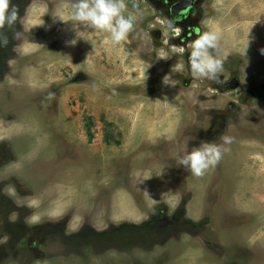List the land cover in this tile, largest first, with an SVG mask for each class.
I'll list each match as a JSON object with an SVG mask.
<instances>
[{"label":"rangeland","instance_id":"rangeland-1","mask_svg":"<svg viewBox=\"0 0 264 264\" xmlns=\"http://www.w3.org/2000/svg\"><path fill=\"white\" fill-rule=\"evenodd\" d=\"M74 2L32 0L3 29L0 264H264V0H200L198 33L218 32L211 52L227 55L220 84L192 77L190 43L167 40L178 28L153 40L163 28L142 0H128L125 53L90 28L70 45L72 24L53 15ZM225 135L230 151L203 177L176 165ZM48 224L46 239L29 234Z\"/></svg>","mask_w":264,"mask_h":264},{"label":"clouds","instance_id":"clouds-1","mask_svg":"<svg viewBox=\"0 0 264 264\" xmlns=\"http://www.w3.org/2000/svg\"><path fill=\"white\" fill-rule=\"evenodd\" d=\"M138 7L139 5L135 0H132V8L138 9ZM70 8L71 11L67 17L59 13H54L53 15L54 22L58 19L62 23L68 24L70 22L72 24L75 36L68 41L70 45L74 46L78 39L85 38L80 33V28H90L95 32L107 34L111 43L118 45L122 53L126 52L125 44L130 42L128 39L129 35L133 34L136 30L135 17L131 14L127 16L124 14L128 8V0H75ZM17 19V6L12 5L10 0H0V47H6L9 43L3 29L5 26L12 29ZM257 22H260L259 16L249 26V45L253 39L250 33L251 27ZM22 35V33L16 32L15 38L20 39ZM220 41V34L214 30L198 33L196 38L192 40L187 60L188 69L194 79H208L217 84L222 83L220 76L223 72L227 55L223 58H218L211 52V50L217 49ZM14 51L18 55H27L30 54V51L34 50H25L18 45L14 48ZM170 53L172 55L177 54V50L172 48ZM159 58H170L169 52ZM12 62L13 59L8 61L9 66H11ZM172 71L183 73L184 66L175 65ZM145 78L144 76L143 83ZM172 81L169 74H166L162 79L164 85L174 86L175 83ZM221 139L222 145L204 142L198 147H193L190 151L186 150L183 155L176 158V165L178 167L182 166L195 177H203L209 169H213L219 164L225 153L230 151L229 146L233 143L234 138L225 135ZM150 177L151 174L145 176L134 174L133 179L136 183H140Z\"/></svg>","mask_w":264,"mask_h":264},{"label":"flooded vegetation","instance_id":"flooded-vegetation-1","mask_svg":"<svg viewBox=\"0 0 264 264\" xmlns=\"http://www.w3.org/2000/svg\"><path fill=\"white\" fill-rule=\"evenodd\" d=\"M146 6L150 7L153 10V19L159 22L162 26L160 29L157 26L150 28V33L153 40L160 44V39L162 37V33L165 28L168 27L170 31L175 32L174 30L178 28L180 32H176V35H171L167 39L169 42L174 44L183 43V45L191 44L192 40H194L198 34V7L200 0H142ZM12 5H16L18 8V15H23L29 6V3L32 0H10ZM158 17H160V20ZM185 53V52H184ZM183 54V52H182ZM189 53L184 54L185 61L188 62ZM232 77L226 78L227 86H231L233 84V80L236 79L238 81V77L236 73H232ZM239 84V81L238 83ZM251 94H254L253 92ZM43 228H39L40 226L31 227L30 235H39V230H41V235H43L44 239L47 238V233L51 234V226L48 224L42 225ZM20 234V232L18 233ZM19 239H10L9 243H11V247L14 245H18ZM35 250L38 251L37 247ZM15 254V253H14ZM40 254L43 253L40 251Z\"/></svg>","mask_w":264,"mask_h":264},{"label":"water","instance_id":"water-1","mask_svg":"<svg viewBox=\"0 0 264 264\" xmlns=\"http://www.w3.org/2000/svg\"><path fill=\"white\" fill-rule=\"evenodd\" d=\"M237 83H238V81H237L236 79H234V80H233V84H232L230 87H234V86H236Z\"/></svg>","mask_w":264,"mask_h":264}]
</instances>
